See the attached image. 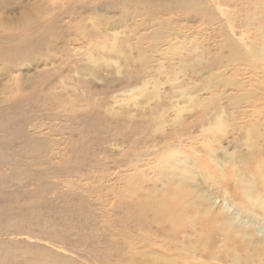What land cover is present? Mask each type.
I'll return each instance as SVG.
<instances>
[{"label": "rangeland", "instance_id": "374dc122", "mask_svg": "<svg viewBox=\"0 0 264 264\" xmlns=\"http://www.w3.org/2000/svg\"><path fill=\"white\" fill-rule=\"evenodd\" d=\"M23 12L0 36V264H264L194 197L264 223V0H0Z\"/></svg>", "mask_w": 264, "mask_h": 264}, {"label": "bare ground", "instance_id": "6f19581e", "mask_svg": "<svg viewBox=\"0 0 264 264\" xmlns=\"http://www.w3.org/2000/svg\"><path fill=\"white\" fill-rule=\"evenodd\" d=\"M8 5L9 2L7 1L1 6L7 7ZM23 15L24 19L19 24L12 26L0 21V36L6 31L20 30L22 33L27 32L29 24L34 23L36 15L28 14L26 12H23ZM184 194L187 195V198H191L189 193ZM194 197L196 203L200 204L199 207L195 209L196 203L193 198L192 205L191 199L188 204H190L191 207H194L195 217H199L208 223L212 222L218 225V231L224 234L226 241L233 240V242L236 243L240 238H249L247 244H245L248 255L246 259L247 262H253L256 255H258V257H261L262 255L264 256V223H260L254 216L244 214L237 210L233 211V206L225 202L218 211L212 210L216 202H214V198L209 192L207 193V191L204 192L202 190L194 193ZM242 242L243 241L240 240L238 243L243 244Z\"/></svg>", "mask_w": 264, "mask_h": 264}]
</instances>
